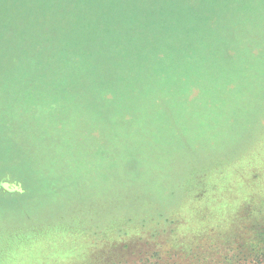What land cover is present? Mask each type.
<instances>
[{"label":"rangeland","instance_id":"obj_1","mask_svg":"<svg viewBox=\"0 0 264 264\" xmlns=\"http://www.w3.org/2000/svg\"><path fill=\"white\" fill-rule=\"evenodd\" d=\"M188 1L196 14H229L228 1L249 5L264 24V0H0V25L13 30L18 13L36 6L64 26L82 23L77 34L123 38L151 18L168 23L145 26L158 35L193 22ZM257 34L258 59L201 75L196 92L172 82L175 109L159 95L144 113L116 110L105 119L119 132L70 113L72 98L68 109L47 98L29 111L62 142L18 136L7 154L0 137V264H264V255L253 262L264 246V26ZM42 141L58 145L56 161ZM66 151L71 162L61 158ZM169 238L201 240L186 254L152 247Z\"/></svg>","mask_w":264,"mask_h":264},{"label":"trees","instance_id":"obj_2","mask_svg":"<svg viewBox=\"0 0 264 264\" xmlns=\"http://www.w3.org/2000/svg\"><path fill=\"white\" fill-rule=\"evenodd\" d=\"M187 4V16L191 15L193 22L188 17L178 29L160 31L158 35L154 28L150 30L152 26L147 29L145 26L154 22V26L164 29L168 23L162 19L157 23L149 16L136 26L132 35L127 33L123 38L77 34L73 28L83 27L82 23L64 26L55 13L45 12L46 17L37 15L42 10L36 6L30 8V12L22 10L18 13L13 30H10L13 26L0 25V137L4 152H13L18 136L26 143L34 139L45 141L49 137L52 141L62 142V138L40 120L38 113L27 118V113L39 109L41 101L47 98L53 99L55 109H68L66 102L72 98L75 103L69 108L70 113L81 111L85 119L93 121L94 130L119 132L116 128H107L109 118L105 119L116 110L125 114L144 113L147 102L154 103V98L159 95H165L168 102L174 101L171 107L175 109L177 95L172 92H178V89L172 82L182 81L186 83V89L190 87L192 92L194 88L196 92L201 75L205 78L212 70L221 72L224 65L259 58L254 45L258 42L257 32L264 24L258 22L251 6L243 7L228 1L222 10L229 14L213 15L196 14L192 3L188 1ZM235 11L240 14L233 15ZM179 37L181 40L176 42ZM177 63L190 69L181 73L173 67ZM171 66L177 70H174V79L166 73V67ZM55 131H58L57 127ZM43 141L39 146L50 152V163L56 161L58 145L54 143L50 148ZM91 142L88 152L94 148V142ZM72 155L66 151L61 158L63 162L68 159L71 162ZM16 157L6 156L10 162H15ZM17 161L21 162L20 159ZM21 182L16 179V183ZM14 189L18 194L19 191ZM154 236L149 234L148 237ZM199 239L192 243L182 238H169L163 242L155 241L152 247L164 251L165 255L175 248L177 253L186 254L200 244ZM127 245L130 248L132 244ZM257 248L254 263L261 261L264 255L263 243ZM126 249L122 246L121 250Z\"/></svg>","mask_w":264,"mask_h":264}]
</instances>
